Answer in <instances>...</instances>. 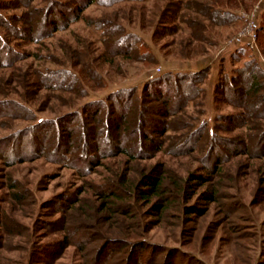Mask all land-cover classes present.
Here are the masks:
<instances>
[{"label":"trees","instance_id":"16d2710c","mask_svg":"<svg viewBox=\"0 0 264 264\" xmlns=\"http://www.w3.org/2000/svg\"><path fill=\"white\" fill-rule=\"evenodd\" d=\"M125 1L140 0L0 1V70L14 71L10 79L0 80V96L3 97L0 117L33 121L24 129L0 139V150L3 151L0 158L10 165L25 162L24 157L29 153L34 158L45 157L66 165L80 177L90 175L98 167L106 170L100 183L83 185L75 194H62L58 200L45 204L44 208L53 212L44 218L41 216L32 229L17 219L11 222L0 214V230L12 240L11 249L28 252L29 264L60 257L71 246L83 264H143L141 256L145 251L154 254L156 248H160L146 240L152 226L164 223L175 211L176 219L188 227L193 216H204L201 202L212 204L217 201L218 190L199 193V189L210 182L206 173L226 174L220 167L229 159L214 158L215 149H226L234 156L264 158V122H260L264 120V69L253 58L231 74L221 69L217 96L219 99L223 96L240 112L220 116L213 133L205 123L200 122L195 127L193 122L182 121L188 105L202 94L201 85L208 78L209 68L150 78L141 93L137 88L122 89L111 93L106 100L87 102L78 111L39 119L38 111L29 103L38 98L41 91L60 92L58 100L63 105H70V99L87 97L88 88H104L102 77L89 48L73 51L75 60L70 69L39 71L31 68L22 75L16 65L29 56L18 47L21 43L44 45L58 31L80 21L83 13L95 3L113 6ZM245 1L169 0L153 38L156 41L170 32L183 31L178 26L180 23L190 29L188 44H209L211 41L204 33L210 26L236 24L235 9L247 7ZM14 9L21 10L20 14H7V10ZM170 21L177 23L174 29L168 27ZM92 23L101 32L103 56L135 55L139 60L155 64V57L137 46L140 38L129 33L117 20L102 18ZM257 37L264 53V11ZM243 55L240 53V58ZM54 59L55 63L62 64L59 58ZM26 94L32 98L27 99ZM12 95L20 100L8 98ZM224 121L233 125V129H245L247 137L235 140L220 137L215 132L228 130L221 126ZM18 144L29 147L22 148ZM199 145L209 146L208 155L202 158L204 164L201 167L187 175L179 174L162 162L145 163L160 152L173 156L194 155L199 151ZM118 156H124L125 160L105 164L106 159ZM205 159L209 160V168L205 166ZM212 164L214 168H211ZM17 188L12 186L11 190L18 191ZM13 196L20 202L18 194ZM195 197L197 200L191 205ZM55 215L59 216L53 219ZM40 233L57 235L58 239L42 244L35 241L43 237L38 236ZM24 236L27 246L21 243ZM15 237L20 239L17 244L13 243ZM161 253L162 258L146 260L144 264H174L173 251L164 247L157 252L158 255Z\"/></svg>","mask_w":264,"mask_h":264},{"label":"rangeland","instance_id":"374dc122","mask_svg":"<svg viewBox=\"0 0 264 264\" xmlns=\"http://www.w3.org/2000/svg\"><path fill=\"white\" fill-rule=\"evenodd\" d=\"M245 2L247 7L235 9L238 18L236 24L225 27L210 26L204 35L211 42L209 44L198 42L195 48L196 44H188L190 29L186 24H178L183 31H175L176 33L173 34L170 32L166 37L154 40L153 34L158 27L157 22L169 0L125 1L113 6L95 3L83 13L80 21L70 24L64 31H58L52 38L47 39L44 45L21 43L19 50L29 57L18 62L16 68H19L22 75H26L31 68L39 71L70 69L75 60L72 57L73 51L89 48L90 52L93 51L92 57L95 60L93 63L100 71L104 88H88L87 97L75 101L70 99V105H63L58 100L60 92L43 90L38 98L29 104L33 110L38 111L39 119L56 118L66 112L82 109L87 102L106 100L111 93L122 89L137 88L141 93L150 78L167 73H191L209 68L208 78L201 85L202 94L188 105L182 121L193 122L195 127L200 122L205 123L209 132L213 133L220 116L235 115L240 112L229 105L223 96H220V99L217 96L216 85L221 69L231 74L250 58L255 59L264 69V53L258 41L257 51L246 45L234 46L232 43L248 25L247 17L250 14L257 13L260 26L264 0H257L254 3L251 0ZM6 12L20 14L21 10ZM102 18L115 19L123 24L129 33L137 35L141 41L137 46L150 52L156 59L155 64L139 60L135 55L116 58L110 55L103 56L101 32L92 23ZM167 25L174 29L177 23L170 21ZM240 53L244 54L243 58H240ZM54 58H59L62 64L55 63ZM12 72L14 71L10 69H1L0 80L10 79L13 77ZM6 88L8 90V87ZM29 95L24 96L27 99L32 98ZM64 96L71 98L69 95ZM8 98L20 100L16 95ZM0 100H3V97L0 96ZM31 122L33 121L0 117V139L24 129ZM260 122L263 123L264 120ZM221 126L228 130L215 132L220 137L228 140L247 137L248 133L243 128L233 129V125L225 121ZM17 146L27 149L29 147L25 144ZM10 148L14 149L15 146ZM209 149V146L199 145V151L188 156H173L160 152L145 163L155 165L162 162L179 174L187 175L188 172L204 164L201 160L208 155ZM225 150L215 149L213 157L223 156L225 160L229 159L220 167L226 174L217 176L206 173L210 182L199 189V193L203 190H218L216 202L212 204L201 202L200 208L205 210L204 216H193V221L187 224L188 227H184L183 223L176 219L177 213L172 211L171 216L164 223L152 226L147 233L146 240L150 244L169 248L174 252V264H264V158L243 154L234 156L230 151ZM2 152L0 150V156ZM26 155L28 157H24L27 159L25 162L10 165L0 158V214L2 213L11 222L17 219L31 229L35 227V222L41 216L44 218L45 215L53 212L45 209V204L58 200L62 194H75L83 185L86 187L88 184L100 183L106 175V170L98 167L90 175L80 177L66 165L56 164L45 157L34 158L29 153ZM119 160H125L124 156L106 159L104 162L106 165H111ZM205 162V166L209 168V160L205 159ZM214 166L212 164L211 168ZM12 186H17L18 191L11 190ZM13 194L19 195L20 202ZM196 200L197 197L192 199L190 204L194 205ZM58 216L55 215L53 219ZM38 236L43 237L39 239ZM38 236L35 241L42 244L58 239L57 235L45 236L44 233ZM19 240L15 237L13 243L17 244ZM26 240L27 237L24 236L22 246H27ZM11 244L12 240L9 236L4 235L0 230V264H29L30 254L17 249L12 250ZM160 248H156L154 254L145 251L141 256V262L144 264L146 260L151 262L159 256L162 258L164 256L162 253L157 254ZM39 264L83 263L76 254L75 248L71 246L60 257L46 258Z\"/></svg>","mask_w":264,"mask_h":264},{"label":"built area","instance_id":"2783aa9c","mask_svg":"<svg viewBox=\"0 0 264 264\" xmlns=\"http://www.w3.org/2000/svg\"><path fill=\"white\" fill-rule=\"evenodd\" d=\"M248 25L242 32L232 41L234 46H248L253 51L258 50L257 45V32L259 29V23L257 19V13L250 14L248 17Z\"/></svg>","mask_w":264,"mask_h":264}]
</instances>
